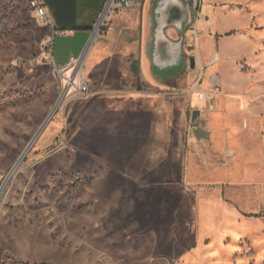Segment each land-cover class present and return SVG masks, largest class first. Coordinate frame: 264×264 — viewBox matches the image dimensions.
<instances>
[{"label":"rangeland","instance_id":"obj_1","mask_svg":"<svg viewBox=\"0 0 264 264\" xmlns=\"http://www.w3.org/2000/svg\"><path fill=\"white\" fill-rule=\"evenodd\" d=\"M188 6L168 33L194 67L171 84L103 49L93 92L63 96L50 30L0 0V264H264V0ZM236 219L261 225L234 249Z\"/></svg>","mask_w":264,"mask_h":264},{"label":"crops","instance_id":"obj_2","mask_svg":"<svg viewBox=\"0 0 264 264\" xmlns=\"http://www.w3.org/2000/svg\"><path fill=\"white\" fill-rule=\"evenodd\" d=\"M47 9L50 23L49 25H44L48 30H50L49 40H50V55L53 64L58 67H64L68 64L70 56L78 57L88 46V40L90 38L91 28L96 20V17L104 3V0H43ZM148 0H145L143 4L139 7L131 8L129 10H122L119 13L125 15V27L127 31V37L129 40H124L121 44L122 36L125 31L119 32L120 39L118 43L107 36L108 30L104 29L102 35L97 37L95 41L91 44L90 49L87 53L86 60L90 55H109L108 51H102L103 49H113L114 52H118L117 55L119 60L122 59L121 63L124 67L129 63V59L132 56H136V62L138 63V69L142 76V81L146 86L152 85L155 81L161 84H168L158 80L153 76L151 72V62L147 54V49L150 46V39L152 36V24H151V8L152 0L149 4L148 14L146 5ZM128 11H131L130 13ZM127 12V13H126ZM116 14V15H118ZM120 15V14H119ZM172 27L166 28V35L172 39L176 40L175 37L168 33V30ZM126 34V33H125ZM125 36V37H126ZM64 40L63 45L59 43L56 47V40ZM54 40V46L52 41ZM67 41L69 43H67ZM68 44V45H67ZM99 45V46H98ZM102 45V49L100 48ZM96 46V50L93 52V47ZM64 49V52L63 50ZM187 53V52H186ZM107 61L111 62L114 55H109ZM126 59L127 61H124ZM121 61V62H122ZM85 63V62H84ZM62 65V66H60ZM90 83V82H89ZM168 86V85H167ZM220 115V114H219ZM235 215L236 212L232 211ZM261 222L255 220L246 219H236L235 222L229 224V229L233 234V240L230 243V248H238V240L240 239L243 232L252 233L255 232L256 227ZM228 224H221L218 226L219 229L222 227L225 229ZM261 225V224H260ZM244 226L242 233H239L238 229ZM236 229V232H235ZM222 232V231H221ZM236 245V246H234ZM216 253H220L218 249H215Z\"/></svg>","mask_w":264,"mask_h":264},{"label":"water","instance_id":"obj_3","mask_svg":"<svg viewBox=\"0 0 264 264\" xmlns=\"http://www.w3.org/2000/svg\"><path fill=\"white\" fill-rule=\"evenodd\" d=\"M190 19L188 0H152V36L147 54L151 72L158 80L171 84L180 75L188 61L194 67V57L187 56L180 40L170 39L166 28H174L180 35ZM198 112L193 113V118Z\"/></svg>","mask_w":264,"mask_h":264},{"label":"built area","instance_id":"obj_4","mask_svg":"<svg viewBox=\"0 0 264 264\" xmlns=\"http://www.w3.org/2000/svg\"><path fill=\"white\" fill-rule=\"evenodd\" d=\"M145 0H104V3L96 17V20L91 28L90 38L87 45L89 46L93 39L99 37L104 29L107 19L112 13L120 12L122 10H127L135 7H139L143 4ZM198 0H194V7L196 6ZM28 6L33 12L37 22L41 25H49L50 20L47 13V9L43 0H28ZM78 56H70L68 64L64 67H58L55 64L54 70L63 76V93L64 96L72 91H75L80 96H88L93 91L90 87V83L85 78L83 73L84 58L86 55L87 48ZM80 67V71L78 68ZM68 73V74H66ZM10 264H27L22 261H13ZM37 264H55L52 262H40Z\"/></svg>","mask_w":264,"mask_h":264},{"label":"bare ground","instance_id":"obj_5","mask_svg":"<svg viewBox=\"0 0 264 264\" xmlns=\"http://www.w3.org/2000/svg\"><path fill=\"white\" fill-rule=\"evenodd\" d=\"M95 41V39H93L90 43L92 44L93 42ZM91 44L88 46V48H87V51H86V55H85V58H84V62L86 61V56H87V53H88V51H89V49H90V46H91ZM81 69H80V67L78 68V71H80ZM56 81V80H55ZM53 86V85H52ZM64 94L65 93H63V96H64ZM96 101V100H95ZM94 102H92V104H93ZM74 124H76V123H74ZM129 169V168H128Z\"/></svg>","mask_w":264,"mask_h":264}]
</instances>
